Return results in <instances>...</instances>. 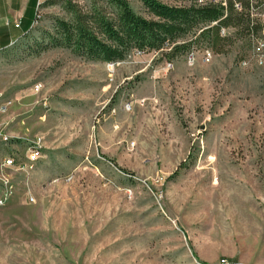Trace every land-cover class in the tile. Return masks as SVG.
<instances>
[{"label": "rangeland", "instance_id": "374dc122", "mask_svg": "<svg viewBox=\"0 0 264 264\" xmlns=\"http://www.w3.org/2000/svg\"><path fill=\"white\" fill-rule=\"evenodd\" d=\"M48 1L30 38L0 49V105L25 119L15 165L0 169V264L264 260V65L242 63L264 38V0H250L258 30L227 27L223 51L194 44L213 51L194 65L171 48L115 62L30 53L67 17Z\"/></svg>", "mask_w": 264, "mask_h": 264}, {"label": "trees", "instance_id": "16d2710c", "mask_svg": "<svg viewBox=\"0 0 264 264\" xmlns=\"http://www.w3.org/2000/svg\"><path fill=\"white\" fill-rule=\"evenodd\" d=\"M145 13L136 11L129 0H49L61 3L67 17H53L52 28L42 29L41 36L29 44L30 53L50 48L70 49L78 56L93 61L115 62L131 51L165 50L170 59L191 51L194 44L208 41L223 51L222 29L238 26L244 20L251 30L250 0H140ZM240 2L242 10L236 9ZM40 5V4H39ZM38 18L35 14L34 21ZM32 25V24H31ZM28 28L29 39L33 27ZM194 34L192 40H185Z\"/></svg>", "mask_w": 264, "mask_h": 264}, {"label": "crops", "instance_id": "0c3cea01", "mask_svg": "<svg viewBox=\"0 0 264 264\" xmlns=\"http://www.w3.org/2000/svg\"><path fill=\"white\" fill-rule=\"evenodd\" d=\"M28 2L29 0H0V49L9 46L25 35L31 24V27L34 26V17L38 12L40 0H32L33 5L25 16ZM17 23H19V26H17ZM14 117V112L0 111V134L13 138L11 141L6 142L0 136V169L6 158L15 156L22 143L18 139H22L23 133H25V119L22 123H17ZM255 256L264 257V251L257 252ZM255 264H264V260L257 259Z\"/></svg>", "mask_w": 264, "mask_h": 264}, {"label": "built area", "instance_id": "2783aa9c", "mask_svg": "<svg viewBox=\"0 0 264 264\" xmlns=\"http://www.w3.org/2000/svg\"><path fill=\"white\" fill-rule=\"evenodd\" d=\"M219 1V0H216ZM223 4L227 5L226 0H223ZM236 9L237 10H242V5L240 2H237L236 4ZM252 25L254 26V21L252 20ZM17 26H19V23H17ZM226 31V28L222 29V34L224 35ZM254 38V44H253V48L252 51L250 52V54L243 60V64L244 65H251V64H255V65H264V38L260 37V36H256L253 35ZM199 54H201L202 59L204 61H211L212 57H213V51L211 48L208 47H204L202 49H193L190 52H188L187 54V61L190 65H194L195 62L197 61ZM169 67H173V63H169L168 64ZM35 88L37 91L40 90V84H36ZM12 105L11 101H6L1 103L0 105V111L2 112H6L7 109ZM4 138V140L6 142L11 141L13 138L9 137V136H5V135H1ZM41 154V145L39 142L34 141L32 145H30V154L28 155L29 159H30V163L29 166L31 167L32 164L34 163V161H36V159H38V157ZM15 165V156H11L8 157L4 160L2 166L9 168V167H13ZM4 204V200L2 198H0V206H2ZM220 264H242L241 262H234L231 261L227 258H223L220 261Z\"/></svg>", "mask_w": 264, "mask_h": 264}]
</instances>
